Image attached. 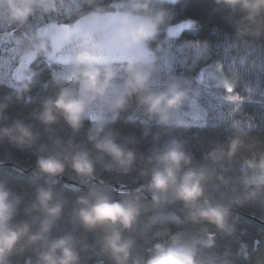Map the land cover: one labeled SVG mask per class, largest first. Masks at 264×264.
I'll return each mask as SVG.
<instances>
[{
    "label": "clouds",
    "instance_id": "obj_1",
    "mask_svg": "<svg viewBox=\"0 0 264 264\" xmlns=\"http://www.w3.org/2000/svg\"><path fill=\"white\" fill-rule=\"evenodd\" d=\"M216 3L222 4L230 16L241 14L238 38L258 37L264 30V0ZM5 4L10 19L24 24L36 10H56L60 0H0V16ZM85 5L90 9L85 17L102 21V30L94 32V42L63 51L59 62L62 68L53 73L56 91L41 101L32 116L46 131L62 120L73 135L81 131L85 120H92L86 134L91 148L57 136L51 137L50 144L40 145L34 168L35 194L23 209L24 220H16L23 198L11 190L8 178L0 175V264H12L13 256L28 249L34 252V259L26 264H85L81 253L89 251L90 244L74 231L54 235L66 207L64 192L57 187L58 177L67 167L74 170L86 189L76 197L70 220L88 232H102L99 254L111 264H234L227 252L209 253L200 239L186 238L180 232L171 234L167 242L155 239L146 254L140 253L134 234L145 235L153 227L151 221L142 220V213L151 210L159 216L175 204L182 205L186 221H207L221 233L233 234L240 220L233 213L234 207L264 202V152L253 158L237 183L214 201L206 195L210 171L218 162H231L239 153L245 145L242 129L215 144L199 166H193L184 140L175 136L167 139L153 149L133 181L135 186L120 192L119 199L109 186L93 182L97 165L127 175L136 162V153L127 144L118 143L115 131L108 126L120 113H128V120L141 119L147 136L153 124L169 131L200 126L204 109L201 91L191 82L179 77L164 80L158 74V65L169 57L172 29L178 27L171 23L173 13L163 6V0H121L115 11L105 7L103 0H63V11L70 16ZM109 36L123 50L121 55L106 58ZM202 47L206 49L207 43ZM23 56L50 59L49 41L44 37L30 40ZM36 75L29 70L12 85L14 92L0 101V144L7 141L30 149L37 143L40 132L33 124L21 119L3 123L13 95L17 100L24 99ZM228 84L221 80L217 87L231 91ZM153 138L158 139L159 134ZM11 158V153L5 157ZM141 178L146 182L140 183Z\"/></svg>",
    "mask_w": 264,
    "mask_h": 264
},
{
    "label": "trees",
    "instance_id": "obj_2",
    "mask_svg": "<svg viewBox=\"0 0 264 264\" xmlns=\"http://www.w3.org/2000/svg\"><path fill=\"white\" fill-rule=\"evenodd\" d=\"M120 3L121 0H103L104 6L110 11H115ZM163 6L171 9L172 24L191 20L194 22L192 27H199V31L193 34L184 29L177 36H173L167 45L168 59L158 65L160 78L166 80L179 77L191 82L192 86L196 84L201 91L200 102L204 104L209 102L211 96L217 100L213 92L221 93L219 88L206 90L202 87L204 84L198 83L202 70L215 65L219 67L221 77L232 84L238 97L245 98L234 102L216 103L212 108L215 116L209 117L206 123L200 126L169 131L153 124L149 127L147 136L143 134L145 124L141 119L128 120V113H120L108 126L115 131L118 143L127 144L136 153V162L127 175L121 174L119 170L108 171L97 165L93 182H102L109 186L114 196L119 199L120 192L129 191L135 186L133 181L145 167V160L153 149L167 139L175 136L184 140L186 150L192 156L193 166H199L204 163L206 153L215 144L224 142L242 129L245 133V145L239 153L231 162L222 160L210 171L206 195L214 201L237 183L239 176L253 158L264 152V30L258 37L238 38L236 31L241 14L230 16L228 10L222 4H217L216 0H178L175 4L163 0ZM88 11L90 9L85 5L80 12L66 15L63 11V0H60V7L56 10L50 13L36 10L28 17L26 23L20 24L10 19V10L5 4L3 15L0 16L2 72L13 66L14 53L16 49H20L19 40L25 38L23 46H28L26 35H35L39 28L52 22L73 23ZM164 38L162 34L161 40ZM205 42L206 49L202 47ZM29 64V70L37 75L24 99L17 100L13 95L9 107L5 110L7 119L3 123L11 124L15 119H21L25 123L33 124L40 132V137L30 149L18 148L7 141L0 144V175L7 177L11 190L23 198L16 220L27 219L23 209L34 198L37 183L34 168L37 157L41 154L40 145L50 144L51 137L57 136L65 142L72 138L74 142L91 148L86 134L87 129L94 123L92 120H85L84 127L75 135L62 120L53 125L51 131H46L44 126L33 118L32 113L40 109L41 101L45 97L56 91L53 73L61 69L62 65L49 62L43 57H36ZM16 83L17 81L10 82L0 76V101L14 92L12 85ZM156 134H159L158 139L153 138ZM9 153L11 160L5 159ZM58 180L57 187L64 192L66 207L65 214L54 229V235L74 231L85 243L91 245L89 251L81 253L85 264H111L106 256L99 254L102 232H88L70 220L69 213L76 197L86 191L80 184L79 177L73 169L67 167ZM139 182H146V178H141ZM233 213L239 216L240 220L235 232L228 235L221 233L210 222L186 221L180 204L169 205L159 216L147 210L142 213V220L151 221L153 227L145 235L134 234L137 241L136 250L146 254L155 239L160 238L167 242L171 234L180 232L186 238L200 239L209 253L223 255L227 252L234 264H264V202H249L234 207ZM156 233L161 235L158 237ZM30 258L34 259V252L28 249L11 259L12 264H26Z\"/></svg>",
    "mask_w": 264,
    "mask_h": 264
},
{
    "label": "rangeland",
    "instance_id": "obj_3",
    "mask_svg": "<svg viewBox=\"0 0 264 264\" xmlns=\"http://www.w3.org/2000/svg\"><path fill=\"white\" fill-rule=\"evenodd\" d=\"M166 1H171V0H166ZM7 6V4H6ZM8 8V6H7ZM9 10V9H8ZM84 15L82 18L79 20L73 22V23H57V22H52L49 23L41 28L38 29L37 33L35 35H26V40L28 44L30 43V40L36 39L38 37H44L49 41V50H50V59H46L49 62H55L59 63L62 58H63V51L66 50L69 47H72L76 45V41H73L67 45H65L63 48L60 46V42L58 40L59 34L69 28L71 25H75L76 23L79 22H85L86 24L89 25H96L97 29H101L102 27V21H90L85 17ZM194 22L191 20H185L178 22L177 24L174 23L173 25H177L178 27H175L172 29V32L174 33V36H177L180 34L184 29L192 27ZM182 29V30H181ZM105 33L107 34V29H103ZM110 42L106 48V58H113L117 55H121L123 50L116 44V42L109 36ZM25 38H22L19 40L20 49H16V52L14 53V64L12 67H8L4 72H2V68L0 67V76L4 78L7 81L14 82L18 81L22 76H24L28 71H29V63L33 59L31 58H25L23 56V50L26 48L23 45L25 44ZM224 80L219 72V67L213 65L212 67H207L202 70L201 76L198 78V83L199 84H204L202 87H204L206 90H210L211 88H219L217 87L218 81ZM194 88H197L198 86L195 84L193 86ZM228 87L231 89V91H226L224 88H219L221 93L215 94L213 92V96L217 98H213L212 96L209 99L208 103H202L204 113H203V120L202 123L205 124L207 119L211 116H215L212 109L216 103H225L228 101H237L239 99H243L245 97H238L236 92L233 91L232 84L229 82ZM258 97V96H256ZM259 98V97H258Z\"/></svg>",
    "mask_w": 264,
    "mask_h": 264
},
{
    "label": "snow or ice",
    "instance_id": "obj_4",
    "mask_svg": "<svg viewBox=\"0 0 264 264\" xmlns=\"http://www.w3.org/2000/svg\"><path fill=\"white\" fill-rule=\"evenodd\" d=\"M96 30H98L96 25H89L85 22H79L75 25H71L59 34L58 40L60 42V46L63 48L65 45L73 41H76V44L94 42V32ZM109 42L110 38H108L106 42V48Z\"/></svg>",
    "mask_w": 264,
    "mask_h": 264
},
{
    "label": "water",
    "instance_id": "obj_5",
    "mask_svg": "<svg viewBox=\"0 0 264 264\" xmlns=\"http://www.w3.org/2000/svg\"><path fill=\"white\" fill-rule=\"evenodd\" d=\"M188 32L193 33V34H197L199 31V27H190V28H186Z\"/></svg>",
    "mask_w": 264,
    "mask_h": 264
}]
</instances>
